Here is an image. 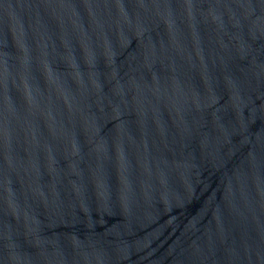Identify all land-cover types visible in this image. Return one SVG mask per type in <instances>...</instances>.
Masks as SVG:
<instances>
[{
	"label": "water",
	"instance_id": "1",
	"mask_svg": "<svg viewBox=\"0 0 264 264\" xmlns=\"http://www.w3.org/2000/svg\"><path fill=\"white\" fill-rule=\"evenodd\" d=\"M0 264H264V0H0Z\"/></svg>",
	"mask_w": 264,
	"mask_h": 264
}]
</instances>
